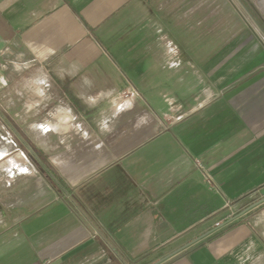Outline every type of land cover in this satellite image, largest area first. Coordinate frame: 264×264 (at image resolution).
I'll list each match as a JSON object with an SVG mask.
<instances>
[{
    "label": "crops",
    "instance_id": "obj_1",
    "mask_svg": "<svg viewBox=\"0 0 264 264\" xmlns=\"http://www.w3.org/2000/svg\"><path fill=\"white\" fill-rule=\"evenodd\" d=\"M191 5L0 0V264H264L258 56Z\"/></svg>",
    "mask_w": 264,
    "mask_h": 264
},
{
    "label": "rangeland",
    "instance_id": "obj_2",
    "mask_svg": "<svg viewBox=\"0 0 264 264\" xmlns=\"http://www.w3.org/2000/svg\"><path fill=\"white\" fill-rule=\"evenodd\" d=\"M184 2L196 5L201 4L200 11L204 13L205 24H207L208 51L221 47L226 57L228 55H237L234 61H228L226 64V79L234 76L242 65V55L244 52H256L258 56L254 72L259 80L264 81V0H183ZM182 26L173 30L180 35L189 36L191 39L192 29L197 30L193 25L186 26L183 20ZM260 26V27H259ZM187 27L189 28L187 30ZM185 30L184 32H182ZM193 41H196L195 39ZM193 46V44H191ZM196 46V45H195ZM233 54V55H232ZM240 61V65L239 64ZM237 63L238 67L235 65ZM230 65V66H229ZM262 74V76H260ZM238 83L237 79L230 80L227 83ZM174 82V81H173ZM174 84V83H173ZM174 87L176 85L174 84Z\"/></svg>",
    "mask_w": 264,
    "mask_h": 264
},
{
    "label": "water",
    "instance_id": "obj_3",
    "mask_svg": "<svg viewBox=\"0 0 264 264\" xmlns=\"http://www.w3.org/2000/svg\"><path fill=\"white\" fill-rule=\"evenodd\" d=\"M260 192H261L262 195H264V188ZM262 202H264V198L260 199L259 201H257V203H255L252 206H250V207L246 208L245 210H243L241 212V214L244 213L245 211H247L249 208L256 207L259 203H262Z\"/></svg>",
    "mask_w": 264,
    "mask_h": 264
},
{
    "label": "built area",
    "instance_id": "obj_4",
    "mask_svg": "<svg viewBox=\"0 0 264 264\" xmlns=\"http://www.w3.org/2000/svg\"><path fill=\"white\" fill-rule=\"evenodd\" d=\"M19 164V163H18ZM20 171H23V169L21 168Z\"/></svg>",
    "mask_w": 264,
    "mask_h": 264
},
{
    "label": "snow or ice",
    "instance_id": "obj_5",
    "mask_svg": "<svg viewBox=\"0 0 264 264\" xmlns=\"http://www.w3.org/2000/svg\"><path fill=\"white\" fill-rule=\"evenodd\" d=\"M26 171V170H25Z\"/></svg>",
    "mask_w": 264,
    "mask_h": 264
}]
</instances>
